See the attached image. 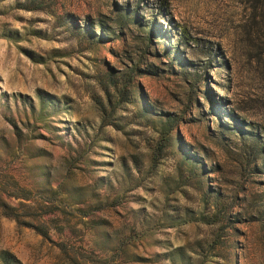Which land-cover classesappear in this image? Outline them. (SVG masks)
Segmentation results:
<instances>
[{
  "label": "rangeland",
  "instance_id": "1",
  "mask_svg": "<svg viewBox=\"0 0 264 264\" xmlns=\"http://www.w3.org/2000/svg\"><path fill=\"white\" fill-rule=\"evenodd\" d=\"M246 27L236 0H0V264H264Z\"/></svg>",
  "mask_w": 264,
  "mask_h": 264
},
{
  "label": "trees",
  "instance_id": "2",
  "mask_svg": "<svg viewBox=\"0 0 264 264\" xmlns=\"http://www.w3.org/2000/svg\"><path fill=\"white\" fill-rule=\"evenodd\" d=\"M241 7L243 8L244 15L247 21L246 32L252 31L254 37L258 40V55H262L264 59V0H236ZM163 8V9H162ZM161 7L160 10L162 14H166L168 11ZM168 26L170 29L177 28L179 30L178 36L175 39V44H185L187 38L190 39V36H187L184 28H179L172 19L167 18ZM176 51V49H173ZM215 106V105H214ZM245 125V124H244ZM248 124L245 125V131H250V138H256L257 132L252 131L251 129L246 128ZM231 127V126H229ZM17 263L18 261L14 259Z\"/></svg>",
  "mask_w": 264,
  "mask_h": 264
}]
</instances>
